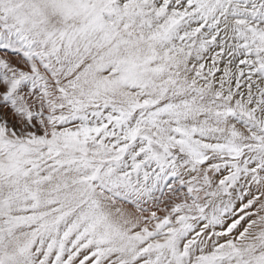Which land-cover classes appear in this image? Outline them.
Instances as JSON below:
<instances>
[{
	"label": "snow or ice",
	"instance_id": "6c2138e0",
	"mask_svg": "<svg viewBox=\"0 0 264 264\" xmlns=\"http://www.w3.org/2000/svg\"><path fill=\"white\" fill-rule=\"evenodd\" d=\"M0 264H264V0H0Z\"/></svg>",
	"mask_w": 264,
	"mask_h": 264
},
{
	"label": "bare ground",
	"instance_id": "6f19581e",
	"mask_svg": "<svg viewBox=\"0 0 264 264\" xmlns=\"http://www.w3.org/2000/svg\"><path fill=\"white\" fill-rule=\"evenodd\" d=\"M246 202V201H245ZM238 207H239V205H238Z\"/></svg>",
	"mask_w": 264,
	"mask_h": 264
}]
</instances>
